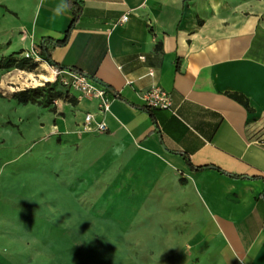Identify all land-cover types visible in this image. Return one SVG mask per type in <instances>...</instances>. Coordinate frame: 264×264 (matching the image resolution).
I'll return each instance as SVG.
<instances>
[{
	"label": "crops",
	"instance_id": "obj_1",
	"mask_svg": "<svg viewBox=\"0 0 264 264\" xmlns=\"http://www.w3.org/2000/svg\"><path fill=\"white\" fill-rule=\"evenodd\" d=\"M83 1L51 54L108 90L103 133L173 176L160 190L212 241V264H264V144L255 141L264 134V0ZM72 16L66 0H0V47L64 41ZM153 86L168 92V107H142ZM93 110L92 98L63 99L44 119L71 131ZM133 254L120 264H141Z\"/></svg>",
	"mask_w": 264,
	"mask_h": 264
},
{
	"label": "rangeland",
	"instance_id": "obj_2",
	"mask_svg": "<svg viewBox=\"0 0 264 264\" xmlns=\"http://www.w3.org/2000/svg\"><path fill=\"white\" fill-rule=\"evenodd\" d=\"M23 58L0 68V264H120L130 249L141 264H212V241L160 190L174 182L159 160L125 137L57 130L44 114L62 98L13 97L51 82L39 48L0 47L2 63Z\"/></svg>",
	"mask_w": 264,
	"mask_h": 264
},
{
	"label": "built area",
	"instance_id": "obj_3",
	"mask_svg": "<svg viewBox=\"0 0 264 264\" xmlns=\"http://www.w3.org/2000/svg\"><path fill=\"white\" fill-rule=\"evenodd\" d=\"M127 19L128 14H124L120 21L125 22ZM27 56H33V52H27ZM50 67L54 75L51 82L57 83L63 93L73 96L78 102L87 98L95 101V110L85 114L83 121L77 125V132H105L108 128L105 117L110 111L111 101L108 90L98 86L89 75L80 70L52 65ZM149 74H153V71L150 70ZM146 101V104L153 107L170 105L168 92L158 86H153L147 91ZM54 102H57V99ZM255 141L264 144V134H257Z\"/></svg>",
	"mask_w": 264,
	"mask_h": 264
},
{
	"label": "trees",
	"instance_id": "obj_4",
	"mask_svg": "<svg viewBox=\"0 0 264 264\" xmlns=\"http://www.w3.org/2000/svg\"><path fill=\"white\" fill-rule=\"evenodd\" d=\"M66 2L68 4L69 8L71 9L73 16H72V20H71V23L69 25V28L66 31L65 40L64 41H58V40L52 39L50 37H46V38H43L41 40L40 45H39L40 53L43 56L44 60L49 65H52L55 67H65V66L60 65L58 62H56L52 58L51 48L54 45H58L60 43H66L68 41V39L71 36L74 28L76 27L77 22L80 19L81 15L83 13V9H84V1L83 0H66ZM14 64H17L21 68H25L28 64V59L27 58H23L20 60L10 59L6 63H2L0 61V68H2V67L9 68V67L13 66ZM68 68L76 69L75 67H68ZM1 95H2V93L0 91V96ZM114 95L116 97L119 96L118 93H114ZM13 97L18 102L23 103V104H27V103L31 102V103L43 104L44 106L51 104L55 99H58V98L68 100L70 102H75V99L73 96H70L67 93H63L61 90L57 89L54 82L53 83L47 82L42 87L37 86V87H27V88L20 89V90L13 93ZM129 103L134 104L131 102H129ZM142 107L147 109L148 111H151V109L154 108L153 106L148 105V104H144ZM53 110H55V105L53 106ZM189 164L192 167V169H194V170H202L205 168V166H198V165L192 164L190 160H189ZM214 168L218 169L222 173H226V174H229V175L234 176V177H242L241 175L228 173L219 167H214Z\"/></svg>",
	"mask_w": 264,
	"mask_h": 264
},
{
	"label": "bare ground",
	"instance_id": "obj_5",
	"mask_svg": "<svg viewBox=\"0 0 264 264\" xmlns=\"http://www.w3.org/2000/svg\"><path fill=\"white\" fill-rule=\"evenodd\" d=\"M38 76L43 78V79H46L48 81L54 79V75H53L52 71L49 75L48 74H40ZM5 264H14V263L11 260H7Z\"/></svg>",
	"mask_w": 264,
	"mask_h": 264
}]
</instances>
